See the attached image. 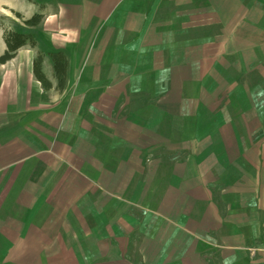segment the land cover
Here are the masks:
<instances>
[{
  "label": "crops",
  "instance_id": "obj_1",
  "mask_svg": "<svg viewBox=\"0 0 264 264\" xmlns=\"http://www.w3.org/2000/svg\"><path fill=\"white\" fill-rule=\"evenodd\" d=\"M3 15L0 264H264V0H0V55Z\"/></svg>",
  "mask_w": 264,
  "mask_h": 264
},
{
  "label": "trees",
  "instance_id": "obj_2",
  "mask_svg": "<svg viewBox=\"0 0 264 264\" xmlns=\"http://www.w3.org/2000/svg\"><path fill=\"white\" fill-rule=\"evenodd\" d=\"M15 15L22 18L23 15L18 12L14 11ZM42 19V14L35 13L30 18H24V22L28 25H34L37 24ZM4 40L7 44V48L0 55V64L6 62L7 60L11 59L17 49L21 47L24 44L31 43L32 45L35 44V39L31 34L8 29L5 28L3 32ZM51 58L53 59L54 66L56 69V74L58 78V87L63 88L66 82V75H67V58L66 55L62 51H54L50 53ZM42 62H43V55L40 53L35 58L34 61V70L37 78L42 82L43 86L45 88H49L51 86V82L48 80L46 75L44 74L42 70Z\"/></svg>",
  "mask_w": 264,
  "mask_h": 264
},
{
  "label": "rangeland",
  "instance_id": "obj_3",
  "mask_svg": "<svg viewBox=\"0 0 264 264\" xmlns=\"http://www.w3.org/2000/svg\"><path fill=\"white\" fill-rule=\"evenodd\" d=\"M6 11V10H5ZM10 12V11H8ZM13 16H16L13 12L11 13ZM33 16V15H32ZM31 16V17H32ZM30 18V17H29ZM12 20L10 18H8L7 16L3 15L1 16V25L3 27H7V25L11 24ZM25 23V22H24ZM26 24V23H25ZM28 25V24H27ZM22 32V31H21ZM28 33V32H25ZM30 34V33H28ZM32 35V34H31ZM32 45L31 43H27ZM208 110H205L204 114L202 115L203 118L200 119V126H199V130L200 133L203 135H207L210 131L208 124H207V117H208ZM152 118L154 119V124L156 123V118L157 120H161L164 121L165 124L162 126L158 125L156 123V126L153 125L152 126V135L153 138H155V140L158 141V138L165 136L167 137L168 141V155L170 157H168V162L170 163L172 160L171 158H173L176 154H177V150H176V143L175 140L177 138H189L192 136V134L194 133V126L192 124V120L191 118H176L175 116H171L168 115L164 116L163 113H159L154 107L152 109ZM202 113H200L201 115ZM184 141V140H183ZM182 143V142H181ZM187 142H185L186 144ZM154 144H159L158 142L154 143ZM168 163V166L170 165ZM140 177H142L141 175H139ZM167 179L169 180V175L167 174ZM161 179H159L158 177L155 179H152V181L155 182H160Z\"/></svg>",
  "mask_w": 264,
  "mask_h": 264
}]
</instances>
